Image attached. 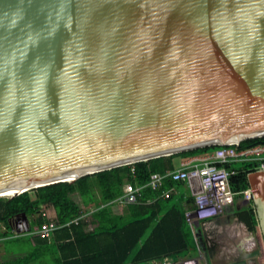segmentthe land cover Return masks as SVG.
<instances>
[{"label": "water", "instance_id": "95a60500", "mask_svg": "<svg viewBox=\"0 0 264 264\" xmlns=\"http://www.w3.org/2000/svg\"><path fill=\"white\" fill-rule=\"evenodd\" d=\"M262 136L264 0H0L1 197Z\"/></svg>", "mask_w": 264, "mask_h": 264}, {"label": "trees", "instance_id": "16d2710c", "mask_svg": "<svg viewBox=\"0 0 264 264\" xmlns=\"http://www.w3.org/2000/svg\"><path fill=\"white\" fill-rule=\"evenodd\" d=\"M261 142L264 136L244 139L237 147ZM214 147H198L113 167L70 183L61 181L32 188L11 198L0 196V224L8 229L7 219L24 213L36 226L46 219L41 211L50 209L49 217L60 227L47 239L32 234L29 238L35 257L47 254L52 264H126L164 258L175 261L191 259L199 253L205 264H211L212 247L206 245L199 224L191 229L183 214L186 208H193V196L185 181L164 176L155 189L146 182L151 173L173 170L179 166L178 160L210 152ZM214 164L228 171L227 185L236 200L238 192L248 187L246 174L255 170L257 161L240 159ZM126 182L138 188L137 200L119 204L113 200ZM169 188L166 197L159 196ZM73 193L78 194L85 209L71 198ZM223 211L235 216L253 234L258 247L255 264H264V248L251 201L238 206L234 203ZM74 218L76 223L63 225ZM5 236L8 234L0 231V237Z\"/></svg>", "mask_w": 264, "mask_h": 264}, {"label": "built area", "instance_id": "2783aa9c", "mask_svg": "<svg viewBox=\"0 0 264 264\" xmlns=\"http://www.w3.org/2000/svg\"><path fill=\"white\" fill-rule=\"evenodd\" d=\"M238 145V144H237ZM237 145H219L214 147L203 158L182 162L173 170L167 171L163 174L151 173L146 182V185L151 189H155L161 182L164 176H169L172 180H184L187 184L189 192L193 196V208L184 210V217L192 229L194 225L199 224L203 239L208 246H212L214 239L212 238L213 229L221 234L226 229L227 225H218L213 222V219L223 213L224 207L231 206L235 202L234 192H232L227 185L228 171L223 167H218L214 163L226 162L232 160L247 159L257 161L255 169L264 170V142L251 144L245 147L238 148ZM195 185V186H194ZM138 188L132 187L130 183H124L120 195L113 201L119 204L134 203L138 195ZM171 191V188L162 190L161 197H166ZM241 201H251V190L249 187L238 192ZM41 214L46 219L39 225H36L31 231H28L33 236L41 239H47L52 235V232L60 227L42 210ZM77 218L64 223L67 225L70 222L76 223ZM234 223L244 226L243 223L234 219ZM62 225V224H61ZM244 228V227H243ZM0 229L7 234L11 233L13 236L19 232L14 229H5L3 224H0ZM244 231L246 232L245 228ZM239 237V236H236ZM222 253V252H220ZM193 260L178 259L172 261L164 258L162 261H155V264H194Z\"/></svg>", "mask_w": 264, "mask_h": 264}, {"label": "crops", "instance_id": "0c3cea01", "mask_svg": "<svg viewBox=\"0 0 264 264\" xmlns=\"http://www.w3.org/2000/svg\"><path fill=\"white\" fill-rule=\"evenodd\" d=\"M208 153H209V151L206 153L190 156L186 159L178 160L176 162L177 166L182 162H186V161L191 162V160L203 158ZM236 201L237 200H235L234 203L237 206L239 204ZM242 202L243 201L240 202L241 203L240 205L247 203V202H245V203H242ZM28 218H30V217H26L28 224H29L30 222H29ZM234 219H236L235 216H232V215H230L224 211L222 214L217 215L213 219V222L215 224L222 225V226L227 225L226 229L223 230L222 233L220 234L223 238V241H219L218 239H214L215 243L213 242L212 246L207 245L208 247H212V253H214L215 257H216V254L217 255L220 254L219 257H221V253L218 252L219 249H222L224 251L223 254H226L225 256L222 257V259H224V258L228 259L229 256H227V255H234V256L238 257V256H241L242 253L250 252L253 250V248H255L254 239L252 238V235L250 234L251 232L248 231L246 227H245V229L247 231L245 232L244 228L242 226L234 223ZM8 227L10 229L12 228L10 226H8ZM0 231H3V230L0 229ZM243 231L245 232V234L242 233ZM28 234L30 237L31 234L30 233H28ZM28 234H27V236H28ZM25 236H26L25 232H19L17 235H14V236L0 237V240H6L9 237L8 239H11V240L15 239V240L19 241L20 239L23 240ZM236 236H239V237H236ZM29 237H26V239H27L28 243H30L32 246L33 242ZM260 237H261V235H260ZM229 240L231 242H229ZM261 243H262V241H261ZM3 246L4 245H0V264H21L20 261H22L25 258L26 254L20 253L21 249H19V248H10V247L5 248V246L4 247ZM262 246H263V244H262ZM193 259L194 258H191L188 260H193ZM51 261H52V259H51ZM233 262H235V261H231L230 263H233ZM150 263L155 264V261H152ZM51 264H52V262H51ZM224 264H228V263H224Z\"/></svg>", "mask_w": 264, "mask_h": 264}, {"label": "rangeland", "instance_id": "374dc122", "mask_svg": "<svg viewBox=\"0 0 264 264\" xmlns=\"http://www.w3.org/2000/svg\"><path fill=\"white\" fill-rule=\"evenodd\" d=\"M195 186V185H194ZM71 198L78 203V205L81 207V209H85L82 205H81V201H80V198L78 196V194L76 193H73L71 195ZM239 205L241 204V200L238 199L236 201ZM48 211V212H47ZM46 214L48 215H52V211L49 209V210H46ZM31 218H28L29 220V226H30V230H32L35 226L31 223L30 221ZM245 228V226H243ZM246 230V229H245ZM247 231V230H246ZM244 232V231H243ZM26 236L24 237V239H20L19 241L17 240H11V239H6V240H0V245H4L5 248L7 247H10V248H19L21 249V252L22 254H26L25 258L23 259V263L20 261L21 264H51V258L49 255L47 254H40V255H37V257H35V255L32 253V246L30 243H28L26 237H29V232L26 231ZM28 234V236H27ZM245 234V232H244ZM252 235V238L254 239L253 237V234L250 233ZM8 236H13L11 233H8ZM212 238L213 239H218L219 241H223V238L222 236L216 232L215 229H213L212 231ZM261 241V240H260ZM229 242H231L229 240ZM215 243V241H214ZM254 243H255V246H257L255 240H254ZM3 246V247H4ZM218 252H222L221 253V257L220 254L217 255L216 254V257L214 255V253H212V256L210 258V261H211V264H224V263H230L231 261H235L237 259V256H234V255H227L229 256V258H224L222 259L223 256H225L226 254H223L224 251L222 249H219ZM195 259V260H194ZM193 259V263L194 264H205L204 261H203V258H202V255L199 253L196 257H194ZM182 260H186V259H182ZM126 264H151L150 262H137V263H126Z\"/></svg>", "mask_w": 264, "mask_h": 264}, {"label": "flooded vegetation", "instance_id": "af4514ba", "mask_svg": "<svg viewBox=\"0 0 264 264\" xmlns=\"http://www.w3.org/2000/svg\"><path fill=\"white\" fill-rule=\"evenodd\" d=\"M246 260H247L248 264H252V261H250V259H246ZM253 260H254L255 263L257 262L256 261V257Z\"/></svg>", "mask_w": 264, "mask_h": 264}, {"label": "bare ground", "instance_id": "6f19581e", "mask_svg": "<svg viewBox=\"0 0 264 264\" xmlns=\"http://www.w3.org/2000/svg\"><path fill=\"white\" fill-rule=\"evenodd\" d=\"M243 234H244V232H242ZM254 249V248H253ZM251 252V251H250ZM249 252H247V253H242L241 254V256H243V255H245V254H248Z\"/></svg>", "mask_w": 264, "mask_h": 264}]
</instances>
